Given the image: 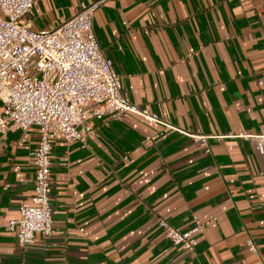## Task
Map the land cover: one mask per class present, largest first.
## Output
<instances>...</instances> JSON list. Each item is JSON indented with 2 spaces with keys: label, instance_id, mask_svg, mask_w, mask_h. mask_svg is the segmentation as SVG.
Listing matches in <instances>:
<instances>
[{
  "label": "crops",
  "instance_id": "0c3cea01",
  "mask_svg": "<svg viewBox=\"0 0 264 264\" xmlns=\"http://www.w3.org/2000/svg\"><path fill=\"white\" fill-rule=\"evenodd\" d=\"M36 1L18 23L40 30L92 0ZM93 29L122 92L165 123L105 114L84 147L55 136L53 232L25 247L4 224L33 195L38 135L0 134V264L264 263V0H107ZM184 131L224 137L206 152ZM159 218L195 229L193 250Z\"/></svg>",
  "mask_w": 264,
  "mask_h": 264
},
{
  "label": "built area",
  "instance_id": "2783aa9c",
  "mask_svg": "<svg viewBox=\"0 0 264 264\" xmlns=\"http://www.w3.org/2000/svg\"><path fill=\"white\" fill-rule=\"evenodd\" d=\"M106 1H80L76 12L60 25L35 30L18 19L32 13L36 0H0V134L34 130L38 135L30 152L35 166L33 195L21 203L18 217L4 224L20 247L33 243L36 232H53L50 172L55 136L84 147L93 133L87 120L105 114L117 118L135 113L148 122L165 123L122 92L120 76L98 44L93 18ZM184 132L206 152L210 137H224ZM258 137L264 140V135ZM158 223L172 244L193 250L195 229L181 232L162 218ZM245 246L251 255H259L250 237Z\"/></svg>",
  "mask_w": 264,
  "mask_h": 264
}]
</instances>
